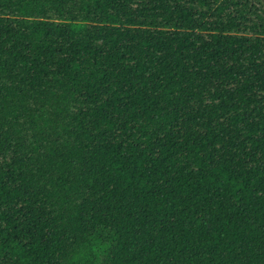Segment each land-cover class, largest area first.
Listing matches in <instances>:
<instances>
[{
    "label": "trees",
    "instance_id": "obj_1",
    "mask_svg": "<svg viewBox=\"0 0 264 264\" xmlns=\"http://www.w3.org/2000/svg\"><path fill=\"white\" fill-rule=\"evenodd\" d=\"M0 264H264V0H0Z\"/></svg>",
    "mask_w": 264,
    "mask_h": 264
}]
</instances>
